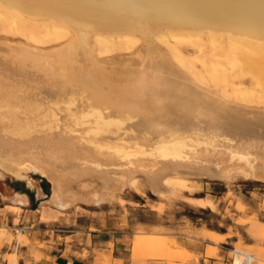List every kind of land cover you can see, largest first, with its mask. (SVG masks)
Masks as SVG:
<instances>
[{"label": "bare ground", "instance_id": "1", "mask_svg": "<svg viewBox=\"0 0 264 264\" xmlns=\"http://www.w3.org/2000/svg\"><path fill=\"white\" fill-rule=\"evenodd\" d=\"M246 54L263 71L236 82L226 65L245 70ZM262 92L264 0H0V171L15 202L37 191L29 172L61 213L110 201L119 173L161 197L191 176L263 181Z\"/></svg>", "mask_w": 264, "mask_h": 264}, {"label": "rangeland", "instance_id": "2", "mask_svg": "<svg viewBox=\"0 0 264 264\" xmlns=\"http://www.w3.org/2000/svg\"><path fill=\"white\" fill-rule=\"evenodd\" d=\"M203 48L210 52V46ZM185 49L192 51L194 47ZM252 55H244L249 60L245 70L241 71L239 65L233 70L225 64L235 75L232 80L237 82L242 77L247 81L248 75L242 74L263 69L261 58ZM118 175L119 191L110 201L82 203L61 213L42 203L51 183L29 172L38 195L34 211L25 212L32 202L31 191L25 185L29 203L16 205L17 223L14 219L0 221V226L7 228L1 233L14 238L16 229L23 228L25 236L17 233L21 241H28L26 234L30 232L35 245H52L56 252L65 249L78 257L89 255L93 234L112 239L105 249L95 251L96 264H200L203 256L219 258V254L229 264H264V180L244 177L240 169L228 182L191 176L185 186L171 187L161 197L147 187L132 188L125 176ZM17 193V181L0 171V195L11 197L13 204ZM9 202L0 198V208ZM114 247L117 250L112 253ZM235 250L243 255L237 257Z\"/></svg>", "mask_w": 264, "mask_h": 264}, {"label": "crops", "instance_id": "3", "mask_svg": "<svg viewBox=\"0 0 264 264\" xmlns=\"http://www.w3.org/2000/svg\"><path fill=\"white\" fill-rule=\"evenodd\" d=\"M39 190V189H38ZM41 194V191L39 190V195ZM31 203L29 207L25 208V212L30 214L34 211V204H35V198L38 200V195L31 191ZM7 197H4V195H0V198L10 202L6 204L5 206L0 208V221H3V219H14L15 223L18 221V213H15L16 209L19 207L16 205H24L19 202L14 205L11 202V197L6 195ZM26 205V204H25ZM8 208V209H6ZM4 210V212H3ZM16 216V217H15ZM24 214L21 216V220L23 219ZM23 223V222H22ZM0 228H3L4 230H7L5 226H0ZM11 229L14 230V226H11ZM18 229V228H17ZM14 233L16 236L11 238L8 233L6 235L0 234V264H96L95 258H96V250H103L104 247L109 244L110 241H113L110 238H102L100 235L93 234L92 235V247L91 250H89V255L87 257H78L75 255H71L70 253H67L65 249L62 251L56 252L55 248L52 245H49L47 247L41 248L38 245H35L34 242H32V239L30 237L32 236L31 233H27V240L28 241H21V238L25 236V234L21 230V236L17 237V231ZM1 233V231H0ZM17 237V238H16ZM95 245V247H94ZM117 250L115 247L112 249V253ZM12 257H14L12 259ZM200 264H229L224 256H221L219 254V258L215 256L206 257L203 256L200 260Z\"/></svg>", "mask_w": 264, "mask_h": 264}, {"label": "built area", "instance_id": "4", "mask_svg": "<svg viewBox=\"0 0 264 264\" xmlns=\"http://www.w3.org/2000/svg\"><path fill=\"white\" fill-rule=\"evenodd\" d=\"M21 230L23 229V228H20Z\"/></svg>", "mask_w": 264, "mask_h": 264}]
</instances>
